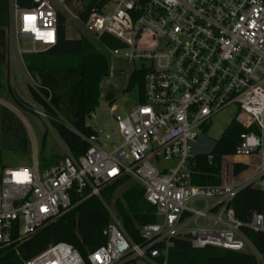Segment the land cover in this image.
I'll return each instance as SVG.
<instances>
[{
	"label": "built area",
	"instance_id": "built-area-1",
	"mask_svg": "<svg viewBox=\"0 0 264 264\" xmlns=\"http://www.w3.org/2000/svg\"><path fill=\"white\" fill-rule=\"evenodd\" d=\"M9 1V52L23 64L25 55L57 44L59 9L49 0L32 9ZM68 1L56 0L62 7ZM27 16L35 20L26 21ZM83 24L97 39L109 35L120 41L122 49H129L123 58L141 63L144 102L124 116L109 105L108 129L96 124L99 108L93 112L89 126L94 133L86 138L76 132L89 146L79 159L65 147L64 157L45 170L39 168L37 153L30 166L0 164V251L19 246L86 200L103 202V189L129 176L162 220L140 229L144 243L139 245L107 207L111 223L103 235L108 243L89 254L90 264H167V250L176 237L189 238L194 248L249 249L246 253L261 260L229 204L264 177V0H99ZM145 32L158 42L153 52L138 50ZM122 49L111 53L119 56ZM230 106L244 115L246 128H257L258 134L240 136L237 149L239 157L258 158L257 172L240 186H194L189 168L194 143L212 117ZM162 158L177 163L161 169ZM194 202L204 206L196 208ZM251 219L247 228L264 232L263 215L255 213ZM23 264L87 262L69 244L58 243Z\"/></svg>",
	"mask_w": 264,
	"mask_h": 264
},
{
	"label": "trees",
	"instance_id": "trees-1",
	"mask_svg": "<svg viewBox=\"0 0 264 264\" xmlns=\"http://www.w3.org/2000/svg\"><path fill=\"white\" fill-rule=\"evenodd\" d=\"M16 2L24 9L35 7V0ZM98 2L99 0H69L67 6L81 4L82 10L78 13L83 24L93 8L98 7ZM9 25L10 1L0 0V77L3 66L9 62ZM66 26L67 17L59 11L57 44L40 53L25 55L23 62L35 83V87L28 85L32 101L51 118V126L59 139L70 154L79 159L89 146L76 132L86 138L94 133V129L89 126V119L100 108L103 97L101 86L111 75L110 52L122 49L124 45L109 35L93 40L82 37L68 39ZM5 71L8 75L9 68ZM144 72L143 69L134 70L125 89L127 92H137V105L144 102ZM3 94L11 97L20 108H27L12 88L7 87ZM114 99V91L107 90L106 102L113 105ZM22 129L13 115L0 104V164H3L4 157L8 154L3 141L12 137L17 140V148L23 158L19 162L24 166L32 165V148L30 149ZM256 131L255 126L246 128L244 122L231 125L209 153L192 156L189 161L191 184L205 188L223 185L224 160L237 156L242 134ZM62 158L56 154L50 157L39 154V168L45 170ZM231 170L233 176L238 177L248 170V166L241 162L234 163ZM122 188L124 191L120 193ZM102 200L103 202L96 197L86 200L55 223L31 235L19 246L1 250L0 264H23L58 243L69 244L90 264L89 254L108 243L103 235L111 223L107 207L123 223L126 234L136 244L142 245L144 241L140 237V229L144 225L157 223L156 210L145 201L144 189L131 177L125 176L103 189ZM73 202H77L76 197H73ZM229 207L233 209L236 219L242 222V232L261 260L246 252L224 251L211 246L194 248L189 238L176 237L169 244L167 264H264V232L255 233L247 228L253 214H262L264 218V190L258 185H249L231 200ZM163 248L164 245H161L160 249ZM136 263L137 261H128L124 264Z\"/></svg>",
	"mask_w": 264,
	"mask_h": 264
},
{
	"label": "rangeland",
	"instance_id": "rangeland-1",
	"mask_svg": "<svg viewBox=\"0 0 264 264\" xmlns=\"http://www.w3.org/2000/svg\"><path fill=\"white\" fill-rule=\"evenodd\" d=\"M55 5L59 11L64 13L67 17V37L68 39H76L79 37L86 39H94L95 37L87 32L84 24L80 22L79 13L82 9L81 4L74 3L71 7L59 6L56 0H49ZM22 48H26L27 45L21 44ZM159 47L158 42L153 40L151 34L145 32L139 38L138 50L141 52H153ZM129 49H122L119 56H115L110 52V77L103 82L101 90L103 91V97L101 99L98 119L96 124L99 128L108 129L111 127V117L109 113V104L105 100V94L107 90H112L115 93V99L113 105L118 108V115L124 116L127 110L137 105V92H127L125 89L129 84L131 73L134 70H139L142 67L141 63H133L125 58L123 55L127 53ZM9 68V74L7 75L5 69ZM32 84L31 78L25 70L24 63L21 64L17 60L13 59L9 52L8 65H4L1 71L0 77V104L4 106L17 120L19 125L24 129L26 139L29 142L30 149L32 150V156L37 153L50 157L53 154L64 157V144L57 136L56 132L51 126L50 117L40 116L38 113H43L42 109L38 107L31 99L28 91V85ZM13 89L20 101L26 104L27 108H20L16 102L8 96H4L6 88ZM101 116V117H99ZM244 115L238 111L236 106H230L222 112L212 117L209 127L206 129L198 141L194 143L192 148L193 154H207L209 153L216 143L221 139V135L231 125H236L243 122ZM258 134V131H256ZM3 147L7 151V155L4 157L3 165L10 168L23 167V163H20L21 158L18 142L16 139L10 137L3 141ZM31 158V157H30ZM33 158V157H32ZM246 161L248 163V170L240 175V177L233 176L232 166L235 162ZM39 161V160H38ZM177 161H167L164 158L160 160L157 167L161 169H172L176 165ZM258 158L253 156H236L234 158H226L223 164L224 180H227V184H233L235 181L246 179L250 181L254 178L257 172ZM124 189L120 190V193ZM193 206L196 208H202L204 205L201 202H194ZM157 216V215H156ZM162 218L157 216V223L161 222ZM202 222V221H201ZM203 223V222H202ZM246 252H251L246 249ZM141 264V262H139Z\"/></svg>",
	"mask_w": 264,
	"mask_h": 264
},
{
	"label": "crops",
	"instance_id": "crops-1",
	"mask_svg": "<svg viewBox=\"0 0 264 264\" xmlns=\"http://www.w3.org/2000/svg\"><path fill=\"white\" fill-rule=\"evenodd\" d=\"M240 162L241 163H243V164H246L247 166H248V163L246 162V161H242V160H240ZM240 162H235V163H240ZM246 172V171H245ZM243 174V173H242ZM241 175V174H240ZM238 177H240V176H238ZM251 181V180H250ZM250 181H247L246 179H243V180H240V181H235L233 184H229L230 186H240L241 184H246V183H248V182H250ZM224 182L227 184V180H224ZM136 264H140L139 262H137ZM142 264V263H141Z\"/></svg>",
	"mask_w": 264,
	"mask_h": 264
},
{
	"label": "water",
	"instance_id": "water-1",
	"mask_svg": "<svg viewBox=\"0 0 264 264\" xmlns=\"http://www.w3.org/2000/svg\"><path fill=\"white\" fill-rule=\"evenodd\" d=\"M41 1L42 0H35V7H37ZM258 186H260V188L264 190V177L261 178Z\"/></svg>",
	"mask_w": 264,
	"mask_h": 264
},
{
	"label": "snow or ice",
	"instance_id": "snow-or-ice-1",
	"mask_svg": "<svg viewBox=\"0 0 264 264\" xmlns=\"http://www.w3.org/2000/svg\"><path fill=\"white\" fill-rule=\"evenodd\" d=\"M25 20L26 21H34L35 20V17L27 16V17H25ZM48 35H51V33H49Z\"/></svg>",
	"mask_w": 264,
	"mask_h": 264
},
{
	"label": "clouds",
	"instance_id": "clouds-1",
	"mask_svg": "<svg viewBox=\"0 0 264 264\" xmlns=\"http://www.w3.org/2000/svg\"><path fill=\"white\" fill-rule=\"evenodd\" d=\"M48 38L51 39V35H48Z\"/></svg>",
	"mask_w": 264,
	"mask_h": 264
}]
</instances>
